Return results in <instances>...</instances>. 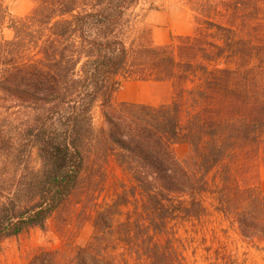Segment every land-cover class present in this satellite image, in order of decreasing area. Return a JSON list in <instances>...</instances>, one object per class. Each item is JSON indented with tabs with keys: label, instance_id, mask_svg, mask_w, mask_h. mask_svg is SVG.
I'll return each mask as SVG.
<instances>
[{
	"label": "trees",
	"instance_id": "16d2710c",
	"mask_svg": "<svg viewBox=\"0 0 264 264\" xmlns=\"http://www.w3.org/2000/svg\"><path fill=\"white\" fill-rule=\"evenodd\" d=\"M30 1L15 18L0 0V243L45 230L74 197L100 194L110 162L132 185L93 212L89 243L66 264H189L179 233L198 234L214 214L264 242V195L239 186L227 165L246 149L264 165V0H184L193 33L162 46L149 26L128 31L142 0ZM126 81L169 83L171 102L116 103ZM123 209L119 260L108 241ZM219 249L205 264H248ZM56 255L29 264H60Z\"/></svg>",
	"mask_w": 264,
	"mask_h": 264
},
{
	"label": "rangeland",
	"instance_id": "374dc122",
	"mask_svg": "<svg viewBox=\"0 0 264 264\" xmlns=\"http://www.w3.org/2000/svg\"><path fill=\"white\" fill-rule=\"evenodd\" d=\"M32 7L33 4L30 0H7V8L15 18L26 16ZM131 10L128 14V31L131 29L139 31L149 26L148 16L157 17L161 11L172 10L177 17H180L182 10L188 9L184 4V0H142ZM187 14L194 28L195 25L191 13L187 11ZM132 34H129V36H132ZM4 37L7 39L11 38V32L5 30ZM146 94L150 100L156 103L155 107L171 102L170 98L167 102L165 100L162 103L166 97V89L164 87L149 89ZM184 121L185 116L181 121L182 124H184ZM93 123L96 128L101 125L99 109L93 111ZM31 164L32 166H37L34 154L31 158ZM229 164L233 171L232 177L239 182V186L242 185L241 180H246L247 186L259 188L260 178L264 174V165L260 157L253 151L246 149L236 154L227 163V165ZM105 172L106 181L100 190V194L85 201H78L74 197L58 214L47 222L43 231L30 230L17 238L2 241L0 243V264H29L31 259L38 253L50 251L57 252L56 259L60 264L73 261L76 251L85 247L93 235V212L111 204L116 199V196L123 192L124 187L128 189L132 185L128 174L115 166L113 162L106 166ZM208 181L210 182L211 193L217 192L221 187L217 170L210 173ZM80 199H82V196ZM205 203L207 206L214 205L215 201L212 194L205 196ZM127 211V209H123L122 215L115 217L114 240L108 241L109 246L116 244L117 249L114 254L119 260H121L122 256L120 240L125 233L121 232L118 225L125 221ZM209 223L198 234L195 233L194 228L188 226L187 234H184L183 231L179 233L187 248L186 256L189 264H205V260H207L205 258L210 256L213 260L215 253H220L221 249L219 248L226 246L228 250L237 255L239 260L246 259L248 264H264V242L242 239L235 226H230L216 214L211 217ZM202 235H205V240ZM195 248H197V254L194 258L192 252Z\"/></svg>",
	"mask_w": 264,
	"mask_h": 264
},
{
	"label": "crops",
	"instance_id": "0c3cea01",
	"mask_svg": "<svg viewBox=\"0 0 264 264\" xmlns=\"http://www.w3.org/2000/svg\"><path fill=\"white\" fill-rule=\"evenodd\" d=\"M188 10H182L180 17H177L172 10L161 11L159 16H148L151 29L152 42L156 46H162L170 43L171 37L191 36L193 33V25L190 22L187 14ZM164 87L166 89V97L162 103L167 102L172 97V89L168 83L154 82H126L122 83L120 89L115 95L116 103H132L156 106L154 101L147 97V90ZM174 152L179 159L185 157L188 152V147L185 144L174 146ZM260 193L264 195V174L260 178L259 185Z\"/></svg>",
	"mask_w": 264,
	"mask_h": 264
}]
</instances>
